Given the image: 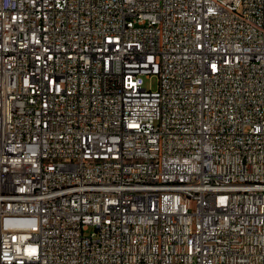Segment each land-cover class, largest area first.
<instances>
[{
    "label": "built area",
    "instance_id": "obj_1",
    "mask_svg": "<svg viewBox=\"0 0 264 264\" xmlns=\"http://www.w3.org/2000/svg\"><path fill=\"white\" fill-rule=\"evenodd\" d=\"M0 264H264V0H0Z\"/></svg>",
    "mask_w": 264,
    "mask_h": 264
},
{
    "label": "rangeland",
    "instance_id": "obj_2",
    "mask_svg": "<svg viewBox=\"0 0 264 264\" xmlns=\"http://www.w3.org/2000/svg\"><path fill=\"white\" fill-rule=\"evenodd\" d=\"M146 86L152 87V89H156L158 87V78L155 76L152 79H147L146 80Z\"/></svg>",
    "mask_w": 264,
    "mask_h": 264
}]
</instances>
